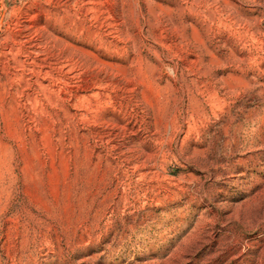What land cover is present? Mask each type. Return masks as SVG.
Returning <instances> with one entry per match:
<instances>
[{
	"label": "rangeland",
	"instance_id": "374dc122",
	"mask_svg": "<svg viewBox=\"0 0 264 264\" xmlns=\"http://www.w3.org/2000/svg\"><path fill=\"white\" fill-rule=\"evenodd\" d=\"M0 264H264V0H0Z\"/></svg>",
	"mask_w": 264,
	"mask_h": 264
}]
</instances>
